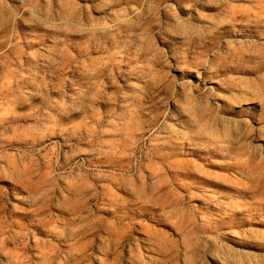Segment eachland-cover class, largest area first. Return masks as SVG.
<instances>
[{"label":"rangeland","instance_id":"rangeland-1","mask_svg":"<svg viewBox=\"0 0 264 264\" xmlns=\"http://www.w3.org/2000/svg\"><path fill=\"white\" fill-rule=\"evenodd\" d=\"M0 264H264V0H0Z\"/></svg>","mask_w":264,"mask_h":264}]
</instances>
